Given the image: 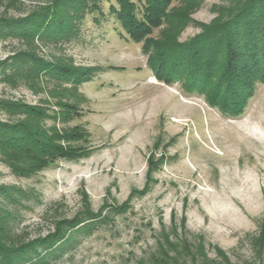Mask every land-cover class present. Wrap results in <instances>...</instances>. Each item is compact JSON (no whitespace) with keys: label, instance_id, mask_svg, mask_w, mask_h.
<instances>
[{"label":"rangeland","instance_id":"rangeland-1","mask_svg":"<svg viewBox=\"0 0 264 264\" xmlns=\"http://www.w3.org/2000/svg\"><path fill=\"white\" fill-rule=\"evenodd\" d=\"M20 1L9 16L24 17L49 0ZM199 3L186 11L192 23L178 42L198 35V24L210 23L217 9L224 14L233 0ZM108 5L102 1L103 19L84 14L67 38L35 37L33 44L0 39V61L31 47L44 61L94 69L92 79L75 88L45 77L34 84L17 77L14 85L0 80V100L42 107L47 116L38 121L40 128L60 135L78 129L86 140L70 145L92 151L28 176L14 175L0 161V186L12 192L4 208L15 233L34 240L52 232L58 220L85 211L105 216L88 231L84 226L71 231L57 255L33 264H159L167 237L191 243L202 237L209 258L218 247L233 264L258 263L251 244L264 214V82L256 83L240 116H222L179 84L158 81L143 52L146 37L129 39ZM181 6L174 0L169 8ZM162 27L147 38L156 39ZM58 101L72 109L64 114ZM0 121L5 122L1 112ZM150 160L157 167L148 174ZM146 187L124 212L108 207Z\"/></svg>","mask_w":264,"mask_h":264},{"label":"trees","instance_id":"trees-1","mask_svg":"<svg viewBox=\"0 0 264 264\" xmlns=\"http://www.w3.org/2000/svg\"><path fill=\"white\" fill-rule=\"evenodd\" d=\"M102 1L49 0L28 15L15 18L8 15V9L16 8L21 1L0 0V39L17 37L33 44L35 37L40 41L67 38L77 31L76 21L84 14L97 13V20L104 18ZM104 1L109 3L108 13L129 39L142 41L146 37L143 52L148 53L147 65L158 81L179 84L184 93L202 97L222 116H240L254 94L256 83L264 82V0H233L224 14L217 9V16L210 23L198 24L200 33L185 43L178 42V37L192 23L188 12L200 6L199 0H181L183 6L171 8L174 0H140V5L131 0ZM160 26L163 27L156 39L147 38ZM33 51L29 47L0 61V80L14 85L17 77L34 84L45 77L55 84L75 88L92 79L94 69L44 61ZM56 105L64 114L72 109L62 101ZM0 112L5 116V122L0 121V161L16 176L35 174L58 160L79 161L92 152L85 146L70 145L86 140L78 129L60 135L40 128L38 121L47 116L40 106L2 99ZM156 167L150 160L148 174ZM146 189L133 192L120 206L108 207L113 212H124L131 198L144 194ZM11 195L7 187L0 186V264H33L46 256H55L67 243L71 231L83 226L88 231L90 223L105 218L101 213L85 211L71 220L56 221L54 230L45 237L24 240L15 233L4 208V200H10ZM168 239L160 245L159 264H233L218 247H213L215 255L209 258L202 237L192 243L185 238ZM251 245L258 263L245 264H264V214L260 232Z\"/></svg>","mask_w":264,"mask_h":264}]
</instances>
